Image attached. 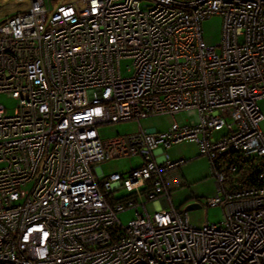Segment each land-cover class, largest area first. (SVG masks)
Instances as JSON below:
<instances>
[{
    "label": "built area",
    "instance_id": "2783aa9c",
    "mask_svg": "<svg viewBox=\"0 0 264 264\" xmlns=\"http://www.w3.org/2000/svg\"><path fill=\"white\" fill-rule=\"evenodd\" d=\"M14 2L0 22V94L16 101L0 105V264H264V0ZM214 15L221 39L208 46ZM185 111L196 124L175 120ZM159 115L166 131L97 132ZM184 141L215 181L200 207L223 214L199 229L171 201L166 174L185 161L159 157ZM128 157L142 163L98 166Z\"/></svg>",
    "mask_w": 264,
    "mask_h": 264
},
{
    "label": "rangeland",
    "instance_id": "374dc122",
    "mask_svg": "<svg viewBox=\"0 0 264 264\" xmlns=\"http://www.w3.org/2000/svg\"><path fill=\"white\" fill-rule=\"evenodd\" d=\"M23 4H18L14 0H0V22L6 17L11 16L16 11L23 8ZM221 16L214 15L203 20L201 23V35L203 41L208 46H215L221 39ZM126 62L121 61L123 70ZM125 74V71H124ZM263 119L259 126L264 131V98L256 102ZM0 105L10 114L16 106V101L6 94H0ZM180 125H194L197 123V113L195 111L180 112L174 116ZM172 118L169 115L151 116L139 121H126L112 123L97 127V132L101 139H110L117 136H129L139 131V126L143 130L151 132H160L168 129L172 124ZM223 132H215V137H220ZM162 152L160 156L167 154L171 162L185 160L179 167L172 169L166 174L169 177V188L172 204L179 211H186L191 204L203 205L207 199L213 198L216 194L214 178L210 173V163L205 156H200L196 143L184 141L169 147H160ZM142 163L138 157L118 158L108 160L99 164L103 175L111 173H125ZM127 190L121 189L115 191L116 198L123 197ZM141 211V209H140ZM148 213L154 212L152 204H147ZM190 223L199 229L206 221L210 224L219 223L223 219L222 210L219 206L187 211ZM135 217L133 209L124 210L118 213L117 218L123 226Z\"/></svg>",
    "mask_w": 264,
    "mask_h": 264
},
{
    "label": "water",
    "instance_id": "95a60500",
    "mask_svg": "<svg viewBox=\"0 0 264 264\" xmlns=\"http://www.w3.org/2000/svg\"><path fill=\"white\" fill-rule=\"evenodd\" d=\"M199 208H200V205H198V204H191V205H189L186 208V211H188V210H195V209H199Z\"/></svg>",
    "mask_w": 264,
    "mask_h": 264
},
{
    "label": "crops",
    "instance_id": "0c3cea01",
    "mask_svg": "<svg viewBox=\"0 0 264 264\" xmlns=\"http://www.w3.org/2000/svg\"><path fill=\"white\" fill-rule=\"evenodd\" d=\"M167 130V129H166ZM166 130H162V131H166ZM148 132H151V131H148ZM185 161V160H184ZM170 177V176H169ZM169 177H167V181H168V183H169Z\"/></svg>",
    "mask_w": 264,
    "mask_h": 264
}]
</instances>
